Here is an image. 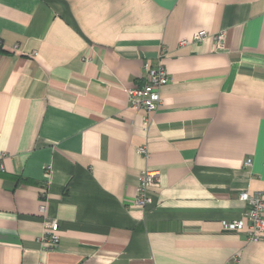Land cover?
I'll use <instances>...</instances> for the list:
<instances>
[{
	"label": "crops",
	"instance_id": "0c3cea01",
	"mask_svg": "<svg viewBox=\"0 0 264 264\" xmlns=\"http://www.w3.org/2000/svg\"><path fill=\"white\" fill-rule=\"evenodd\" d=\"M164 50L146 128L128 92ZM0 160V264H264L240 200L264 197V0H0Z\"/></svg>",
	"mask_w": 264,
	"mask_h": 264
},
{
	"label": "built area",
	"instance_id": "2783aa9c",
	"mask_svg": "<svg viewBox=\"0 0 264 264\" xmlns=\"http://www.w3.org/2000/svg\"><path fill=\"white\" fill-rule=\"evenodd\" d=\"M226 31H220L217 34H210L205 30H197L192 42L183 40L180 45L187 46L212 44L214 52H226ZM166 56V51L159 56L158 62L155 65L145 63L143 66L145 74V82L142 86L135 88L128 92V103L131 108L141 109L146 113L145 126L150 125V116L158 111L162 101V89L171 83L170 75L164 65L162 59ZM138 153L145 158L149 157L146 147L138 149ZM252 161L246 162L247 167H251ZM0 171H4V166L0 160ZM160 172L153 170L143 171L138 179V186L136 191V198L133 201V207L144 210L148 204L151 203L152 192L150 187L159 183ZM240 200L249 205L247 212L248 240L252 243L264 241V197L261 194L250 196L248 192L240 194ZM45 211V206L41 208ZM241 220L224 223L226 231H240L243 228ZM60 227L57 221H50L46 223V231L42 237L44 242L50 243L52 248L59 244Z\"/></svg>",
	"mask_w": 264,
	"mask_h": 264
}]
</instances>
